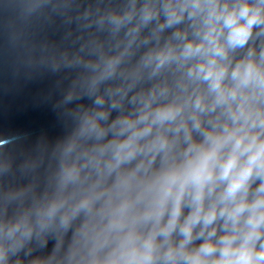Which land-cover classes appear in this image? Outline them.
Here are the masks:
<instances>
[{"label":"clouds","instance_id":"1","mask_svg":"<svg viewBox=\"0 0 264 264\" xmlns=\"http://www.w3.org/2000/svg\"><path fill=\"white\" fill-rule=\"evenodd\" d=\"M5 7L64 132L0 151V264H264V0Z\"/></svg>","mask_w":264,"mask_h":264}]
</instances>
